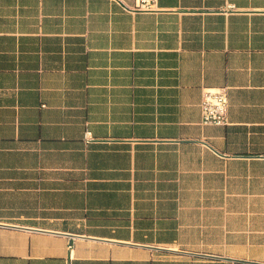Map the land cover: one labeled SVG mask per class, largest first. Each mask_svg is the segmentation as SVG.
<instances>
[{"label": "crops", "instance_id": "obj_1", "mask_svg": "<svg viewBox=\"0 0 264 264\" xmlns=\"http://www.w3.org/2000/svg\"><path fill=\"white\" fill-rule=\"evenodd\" d=\"M131 4L0 0V264H264V0Z\"/></svg>", "mask_w": 264, "mask_h": 264}, {"label": "built area", "instance_id": "obj_2", "mask_svg": "<svg viewBox=\"0 0 264 264\" xmlns=\"http://www.w3.org/2000/svg\"><path fill=\"white\" fill-rule=\"evenodd\" d=\"M127 9L150 10L155 8L157 0H130ZM201 121L203 124L226 125L228 124L227 109L228 97L225 88H208L203 91L200 101ZM89 132H85L84 139L89 140ZM71 247V244L68 245Z\"/></svg>", "mask_w": 264, "mask_h": 264}]
</instances>
